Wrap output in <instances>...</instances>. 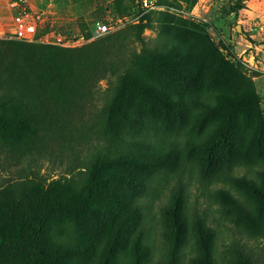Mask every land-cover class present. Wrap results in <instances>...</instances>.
<instances>
[{
    "label": "trees",
    "instance_id": "16d2710c",
    "mask_svg": "<svg viewBox=\"0 0 264 264\" xmlns=\"http://www.w3.org/2000/svg\"><path fill=\"white\" fill-rule=\"evenodd\" d=\"M136 12L142 11L135 3ZM150 16L141 17L135 27L140 37L148 27L145 22ZM186 30L180 31L183 40L177 39L178 34L170 37L178 43L179 55L165 52L166 58L161 60L157 54L151 69L164 70L166 75L181 69V64L189 69H209L213 80L229 87L231 82L225 79L224 66L212 64L214 51L199 52L203 46L196 44L197 40L191 48ZM119 42L118 34L77 49L0 41L6 49L0 52V142L9 148L0 167L6 171L10 161L28 164L13 172L12 177L0 175V264H65L62 257L72 241L63 240L66 236L52 235L56 227L51 221L52 214L70 217L71 223L79 218V228H84L80 219L85 216V227L98 229L99 240L94 241L100 242L98 247L89 239H78L85 264H185L187 260L186 264H264L263 251L250 244L264 238V161L260 156L237 157L236 139L230 131L233 128L230 108L222 109L216 142L203 148L202 157H195L198 145L191 134L192 128H185L184 121L170 125L171 130L164 136L153 134L149 148L142 146L140 142L145 139L127 123L137 118L139 123L153 121L156 129L162 125L152 118H138L134 108L128 106L129 96L111 93L103 106L94 110L99 130L95 133V143L91 142V136H86V143L95 148V153L84 162L83 179L80 183L58 180L45 184L39 170L52 155L56 139L53 135L56 131L65 133L68 128L60 121V113L52 109L53 105H62L56 101L54 89L59 83L68 89V83L73 93L80 89L86 94L88 74L96 70L116 74L118 69H109L107 65L112 51L120 50ZM15 50L32 53L23 54V60L26 59L23 63L18 61ZM58 56L65 58L69 66L74 63L72 60L82 63L92 59L100 69H81L78 77L65 81L63 69L55 64ZM130 71L123 74V86L135 85L128 75ZM156 74L157 71L153 72L151 79L158 80ZM136 89L142 90L136 97L146 104L143 114L155 116L153 103L165 112L172 103L168 89L150 88L143 83ZM252 105L250 102L248 109ZM167 118L175 120L171 116ZM120 124L133 134L121 133ZM256 127L259 146L264 145V125L258 120ZM156 129L153 125L149 130L155 133ZM159 130L164 132V128ZM71 140V135L64 138L68 144ZM131 143L135 146L131 147ZM238 169H244V173L239 175ZM193 182L198 191L218 205V223L213 221L211 225L206 209L197 211L188 204ZM215 184L218 188L212 189ZM162 196L168 199L161 207L160 216L167 230L157 257L151 247L153 228H148V216ZM217 227H223L228 235L237 230L248 241L234 238L219 250ZM68 235L66 239L72 238L70 232ZM88 236L87 232L84 238Z\"/></svg>",
    "mask_w": 264,
    "mask_h": 264
},
{
    "label": "rangeland",
    "instance_id": "374dc122",
    "mask_svg": "<svg viewBox=\"0 0 264 264\" xmlns=\"http://www.w3.org/2000/svg\"><path fill=\"white\" fill-rule=\"evenodd\" d=\"M139 1H29L35 12L44 14L42 18L44 29L55 30L62 35L84 34L91 37L96 30L97 23H102L108 27L109 33L100 39L118 34L121 47L119 51H112L107 65L109 69H118L117 73L107 72L104 74L100 70H96L92 75L88 74L85 83L86 94L80 89L73 93L68 83H66L68 89L64 88L62 83L57 84L58 91L54 89L56 101L58 100L62 105H53L52 109L60 113V121L68 128L65 133L55 132L53 136L56 139L53 141L52 155L44 160L42 168L39 170L46 185L58 180H74L80 183L83 179L84 162L87 157L95 153V148L86 143V136H91V142L95 143V133L99 130L98 121L96 122L93 115L94 110L97 107H102L107 95L111 93H115L116 96L118 94L129 96L130 104L128 103V106L134 108L138 118H152L162 125L156 129V124L153 121L148 120L153 124L145 120L139 123L137 118L127 123L135 128L134 131L140 134L141 138L145 139L140 142L142 146L149 148L153 143L151 138L153 134L156 137L164 136L171 130L170 125L184 121L185 128H192L191 134L198 145L194 156L202 157L204 155L203 148L216 142V131L222 121L220 116L222 109L230 108L233 112L230 115L233 116L231 118L233 128L230 131L236 139L237 157L245 159L260 156V160L264 161V145L259 146L258 128L256 127L258 120L264 125V0H152L156 10L143 15H141L142 12L134 13V5ZM147 14H151L149 21L145 22L148 27L140 37L135 27L140 23L141 17ZM11 15L13 17V12L10 13L6 0H0V41H16L10 38L13 30ZM183 28L187 29L186 33L191 40L189 42L191 48L197 40L196 44L203 46L199 52L205 54L207 49L214 51L216 62L214 61L212 64L224 66L225 72H227L225 79H230L231 82L228 84L229 87L223 85L220 80H213L209 69H189L185 64H181V69H174L175 73L171 75L169 73L166 75L164 70L151 69V62L157 54L161 60L166 58L165 52L175 56L179 55V45L170 37H176L175 35L178 34L177 39L183 40L180 35ZM4 49L0 45V52H3ZM14 53L17 54L18 61L25 63L26 59L23 60V54L28 55L32 52L24 50L19 53L18 50H15ZM56 60L58 62L55 64L63 69L62 78L65 81L74 80V76L78 77L81 69H100L92 59L83 60L82 63L72 60L74 63L71 66L65 64L68 62L64 61L65 58L62 56L56 57ZM143 68L144 71L141 70ZM128 70H131L128 75L132 77L135 84L133 86H123L125 79L123 74ZM156 71L158 80L151 79V74ZM139 83L150 88L155 87V89L160 86L171 92L172 103L170 106L168 105L169 108L166 112L153 103L155 116L143 114L142 109L147 110L146 104L136 97L142 91L136 89L139 87ZM57 93H59V97H57ZM229 98L230 100H228ZM157 99L163 103L159 98ZM250 102L253 105L248 109ZM170 116L175 120L179 118V121H168L167 117L170 118ZM153 125L156 129L155 133L149 130ZM162 128H164V132L159 130ZM120 130L121 133L133 134L125 129L123 124H120ZM70 135L72 140L68 144L64 138ZM130 146L134 147L135 144L131 143ZM8 149L0 142V163H4L5 152ZM15 150L21 152L19 147H16ZM152 151L156 153V151ZM259 153L262 155H258ZM8 163L10 166L6 171L0 167L1 177H12L13 172L28 166L25 161L21 164L14 161ZM34 170L36 169L34 168ZM238 170L239 175L244 173V169ZM192 185L194 186L191 191H188V204L193 208L196 207L197 211L206 209L208 217L211 219V225H213V221L215 224L218 223V205L207 194L203 195L198 191L195 182ZM215 188H218V184L212 186V189ZM168 192L165 193V196L168 195ZM141 201L143 202L144 199ZM167 201L168 199L162 196V200L156 202L153 208L151 207L153 213H149L148 216V228H153V233L150 234L151 247L154 248L157 257L160 255V243H165L163 237L167 228L163 225L160 216L161 207ZM85 219V216L80 219V222H84L82 225L84 228H86ZM51 221L56 225L54 233H52L53 236H66L63 240L72 241V246L65 249L62 261L65 264H85L80 256L78 239H89L98 247L100 242L94 243L95 240H99L98 229L89 226L86 231H83L84 228H79V218H74L71 223L70 217L61 218L60 215L52 214ZM49 229L51 230L50 226ZM218 230L220 232L217 241L219 250H223L224 246L234 238L248 241L247 236L237 230H232V235H228L223 227H219ZM69 232L72 238L66 239L69 237ZM87 232L89 236L84 238ZM250 244L254 248L258 247L259 250H256L259 252L263 251L264 253V238L259 239L258 242L254 240Z\"/></svg>",
    "mask_w": 264,
    "mask_h": 264
},
{
    "label": "built area",
    "instance_id": "2783aa9c",
    "mask_svg": "<svg viewBox=\"0 0 264 264\" xmlns=\"http://www.w3.org/2000/svg\"><path fill=\"white\" fill-rule=\"evenodd\" d=\"M8 7L13 12L11 39L29 44H41L65 49L84 47L96 39L109 33V29L102 23H97L96 30L91 37L84 34L62 35L55 30H46L42 25V13H37L31 7L29 0H6ZM139 8L141 15L156 10L154 1L141 0Z\"/></svg>",
    "mask_w": 264,
    "mask_h": 264
},
{
    "label": "crops",
    "instance_id": "0c3cea01",
    "mask_svg": "<svg viewBox=\"0 0 264 264\" xmlns=\"http://www.w3.org/2000/svg\"><path fill=\"white\" fill-rule=\"evenodd\" d=\"M30 1V0H29ZM10 13H12V11L10 10ZM11 17H12V15H11ZM11 20H12V18H11Z\"/></svg>",
    "mask_w": 264,
    "mask_h": 264
}]
</instances>
